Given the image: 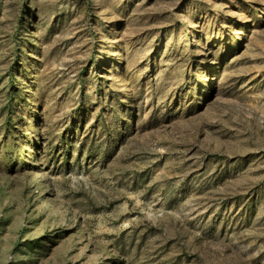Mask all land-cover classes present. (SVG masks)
Wrapping results in <instances>:
<instances>
[{"label":"rangeland","instance_id":"1","mask_svg":"<svg viewBox=\"0 0 264 264\" xmlns=\"http://www.w3.org/2000/svg\"><path fill=\"white\" fill-rule=\"evenodd\" d=\"M0 264H264V0H0Z\"/></svg>","mask_w":264,"mask_h":264}]
</instances>
